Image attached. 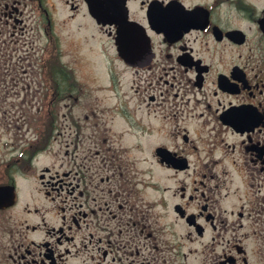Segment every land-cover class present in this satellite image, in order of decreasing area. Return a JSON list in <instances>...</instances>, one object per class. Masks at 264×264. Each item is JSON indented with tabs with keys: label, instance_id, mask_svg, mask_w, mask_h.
I'll list each match as a JSON object with an SVG mask.
<instances>
[{
	"label": "flooded vegetation",
	"instance_id": "obj_1",
	"mask_svg": "<svg viewBox=\"0 0 264 264\" xmlns=\"http://www.w3.org/2000/svg\"><path fill=\"white\" fill-rule=\"evenodd\" d=\"M78 18L108 35L109 80L88 94L58 51L63 157L39 174L55 205L0 209V264H264V0H0V185L36 168V126L23 157L4 130L58 103L6 111L7 73L15 93L34 32L43 54Z\"/></svg>",
	"mask_w": 264,
	"mask_h": 264
},
{
	"label": "rangeland",
	"instance_id": "obj_2",
	"mask_svg": "<svg viewBox=\"0 0 264 264\" xmlns=\"http://www.w3.org/2000/svg\"><path fill=\"white\" fill-rule=\"evenodd\" d=\"M63 15H67L66 12H63L61 14V17ZM80 18L76 20H71L70 22H62L54 25L55 31L59 35V48L62 53V59L65 63L70 65L74 70V76L76 79H78V83H80L83 87V90L89 94V91H94L96 88H98L99 85H105L106 79L104 74V64L101 59L100 54V47H111V42L107 39L108 35L104 33V31L100 30L98 26H96L93 22H89L88 19L82 20ZM35 39L33 41L36 42L35 48L37 51V54L34 55V58L31 59L33 66H31V69L29 68L28 60H24L23 65L25 66V69H29L26 72H23L21 70L20 78L22 75V80L18 81L19 88H15V93L18 90L19 93L15 94L13 93V90L11 89V82L10 79H13V75H15L14 72H8L5 82V85H7V82L9 81V86H6L5 89V99L6 101V111H11V104L10 102L15 101L17 104V107H14V110H17V116L21 113H24L25 110L28 109V104L22 103L19 106V103H21L24 98L31 99V95L35 96V100H38L39 96L42 95L43 92L46 91L45 87L41 85L42 81V70H41V60L40 57L42 56V50L41 48L44 46V39H41L40 32H34ZM100 42V44H98ZM102 44V46H101ZM99 50V51H98ZM30 52H33L31 49ZM99 52V53H98ZM23 57H25V52H22L21 54ZM38 55V58H37ZM104 59V58H103ZM27 75V76H25ZM129 76H126L124 80H127ZM21 87V88H20ZM81 87V86H80ZM31 88V92H30ZM91 92V93H92ZM20 96V97H19ZM10 104V105H9ZM8 105V106H7ZM39 104L37 105V107ZM64 103L62 101H59V103L56 106V113L57 114V121L58 126L62 127L63 123V112L66 111V109L63 107ZM77 110V109H76ZM13 112V111H11ZM36 112V108L34 110ZM25 114V113H24ZM26 115V114H25ZM25 117V116H24ZM29 116L26 115V118ZM23 118L19 123L22 125V130L18 131L16 127L11 128V131L9 129L4 130V143L5 145V157L10 158L12 154L15 152L18 154L19 150H15V147L11 146V144L14 142V140L22 134L23 131L30 129L31 132H33L36 123H30L28 119L26 121ZM38 119V117H37ZM9 122V120L6 118V123ZM25 122V125L23 126ZM32 124V125H30ZM3 127L0 126V131L2 132ZM16 133V134H15ZM28 131H26V134ZM60 135V136H59ZM58 137L53 142L52 147L50 150H47L46 152L42 153L36 160V168L34 169L33 176L26 180H20V188H19V201L18 203L5 210V211H28L30 209H33L35 206L42 207L45 206L46 209L53 208L54 202L51 200H47L44 195V185L41 183V180L39 178V174L41 172L42 167L44 166H50L53 168H57L60 165V162L63 157V150H62V136L59 134ZM23 139L27 138H34L35 136L32 134H27L26 136L21 135L20 136ZM17 142V140H16ZM19 144V142H17ZM20 144H23V142H20ZM14 151V152H13ZM216 157L222 156L221 151H215ZM216 170H224L223 164L221 166H217L215 168ZM235 202V200H234ZM234 202L231 201V198L224 201L227 205H233Z\"/></svg>",
	"mask_w": 264,
	"mask_h": 264
},
{
	"label": "water",
	"instance_id": "obj_3",
	"mask_svg": "<svg viewBox=\"0 0 264 264\" xmlns=\"http://www.w3.org/2000/svg\"><path fill=\"white\" fill-rule=\"evenodd\" d=\"M123 39L124 36H123ZM3 191V197L0 196V205H1V202L4 200H6L5 204L3 206H9V205H12L14 202H15V199H16V195H15V191H14V187H4L0 190V192Z\"/></svg>",
	"mask_w": 264,
	"mask_h": 264
},
{
	"label": "trees",
	"instance_id": "obj_4",
	"mask_svg": "<svg viewBox=\"0 0 264 264\" xmlns=\"http://www.w3.org/2000/svg\"><path fill=\"white\" fill-rule=\"evenodd\" d=\"M53 63H54V62H53ZM51 65H52V67H50V66L48 65L49 68H50V72H51L53 75L55 74V72H56V74H57V75H54V76L51 77V81L55 84V86H56V88H57L56 90H59V88H60V84H61V83H60L59 78H58V75H59L58 72H61L63 69H61V68H62L61 66H60V67H56V66H57L56 64H55V65H56L55 67H54V64H51ZM59 68L61 69V71L58 70ZM49 125H50V123H49Z\"/></svg>",
	"mask_w": 264,
	"mask_h": 264
}]
</instances>
